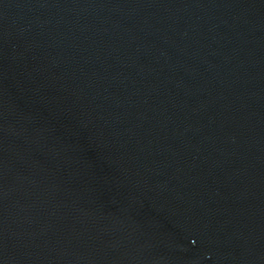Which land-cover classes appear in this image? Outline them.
I'll return each mask as SVG.
<instances>
[{
	"label": "water",
	"instance_id": "obj_1",
	"mask_svg": "<svg viewBox=\"0 0 264 264\" xmlns=\"http://www.w3.org/2000/svg\"><path fill=\"white\" fill-rule=\"evenodd\" d=\"M0 264H264V0H0Z\"/></svg>",
	"mask_w": 264,
	"mask_h": 264
}]
</instances>
